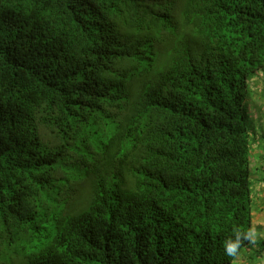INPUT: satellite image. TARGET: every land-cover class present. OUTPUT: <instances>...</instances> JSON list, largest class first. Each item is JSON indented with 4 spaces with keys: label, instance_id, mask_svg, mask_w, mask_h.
<instances>
[{
    "label": "trees",
    "instance_id": "16d2710c",
    "mask_svg": "<svg viewBox=\"0 0 264 264\" xmlns=\"http://www.w3.org/2000/svg\"><path fill=\"white\" fill-rule=\"evenodd\" d=\"M255 76L264 0H0V264H264Z\"/></svg>",
    "mask_w": 264,
    "mask_h": 264
},
{
    "label": "crops",
    "instance_id": "0c3cea01",
    "mask_svg": "<svg viewBox=\"0 0 264 264\" xmlns=\"http://www.w3.org/2000/svg\"><path fill=\"white\" fill-rule=\"evenodd\" d=\"M251 96L248 98V109L251 121L254 127L253 151H252V167L254 178L255 205L264 207V81L262 77L255 76L252 81ZM260 212L259 209L254 210V229L257 237L264 239V234H258L264 225L259 226L255 223V214ZM264 221V213L262 216ZM258 231V232H257ZM259 235V236H258Z\"/></svg>",
    "mask_w": 264,
    "mask_h": 264
},
{
    "label": "clouds",
    "instance_id": "9594fccd",
    "mask_svg": "<svg viewBox=\"0 0 264 264\" xmlns=\"http://www.w3.org/2000/svg\"><path fill=\"white\" fill-rule=\"evenodd\" d=\"M239 233H237V238L235 241L229 240L225 244V251L228 255H234L236 253L237 248L239 247L241 241L239 238Z\"/></svg>",
    "mask_w": 264,
    "mask_h": 264
},
{
    "label": "rangeland",
    "instance_id": "374dc122",
    "mask_svg": "<svg viewBox=\"0 0 264 264\" xmlns=\"http://www.w3.org/2000/svg\"><path fill=\"white\" fill-rule=\"evenodd\" d=\"M262 80L264 81V77H262ZM255 208H257L256 205H255ZM258 209H259L260 212H258V213L255 214V223L257 224V226H259L260 223L263 226L264 225V221H262L263 220L262 216H263V213H264V207L261 208V206H260V207H258ZM260 233L261 234H264L263 228H262L261 232H258V234H260Z\"/></svg>",
    "mask_w": 264,
    "mask_h": 264
}]
</instances>
